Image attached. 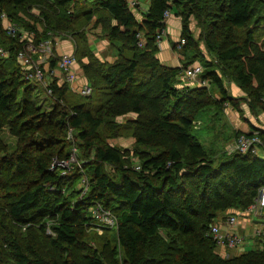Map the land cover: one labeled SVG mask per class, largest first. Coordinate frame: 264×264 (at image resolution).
Instances as JSON below:
<instances>
[{"label":"trees","instance_id":"obj_1","mask_svg":"<svg viewBox=\"0 0 264 264\" xmlns=\"http://www.w3.org/2000/svg\"><path fill=\"white\" fill-rule=\"evenodd\" d=\"M166 9L180 18L178 51H192L178 67L157 57ZM1 11L34 35L11 36L0 22V132L6 127L16 138L12 151L0 140V264H264V236L261 248L226 256L208 236L219 214L243 210L264 187V158L222 151L216 159L193 126L209 109L240 112L225 80L245 93L253 114H264V0H149L140 18L126 0H0ZM89 23L109 42L112 61L92 52ZM60 34L74 40L88 96L53 76L51 101L22 73L15 55L24 42ZM199 57L200 78L217 96L209 86L177 85ZM43 98L49 109L39 106ZM119 137L133 139L131 148L111 144ZM72 155L65 174L52 168ZM96 203L116 217L115 228L96 232Z\"/></svg>","mask_w":264,"mask_h":264},{"label":"built area","instance_id":"obj_2","mask_svg":"<svg viewBox=\"0 0 264 264\" xmlns=\"http://www.w3.org/2000/svg\"><path fill=\"white\" fill-rule=\"evenodd\" d=\"M127 4L130 8L135 10L142 9V5L139 0H127ZM171 16V10L166 9L162 13V23L165 27L159 28L155 34V40L158 43L166 35L167 20ZM0 22L3 24L4 30L11 36L19 34L21 39H24L26 35H34L33 31L26 32L20 29L14 22H12L5 12H0ZM62 35V34H60ZM56 35H54L55 37ZM52 37L39 40L37 43L32 41H26L22 45V48L16 51V59L21 64L23 70L22 73L31 84L37 85L45 91V96L53 101L55 100L52 95V88L50 81L53 76H58L62 79L63 83H66L73 91L82 95L88 96L91 93V88L88 84H83L78 90H74L72 84L75 82L77 74L75 71L76 59L74 52L70 54H61L57 56L54 54L55 42L52 41ZM144 39L143 33H137V46L142 47ZM185 44V38L178 37L174 44V50H180ZM0 54H6V51L0 48ZM55 57V67L47 71L48 60L50 57ZM44 64L47 68H44ZM202 72L200 65H191L182 69L181 76L187 82L184 86H208L206 80L200 78ZM264 124L258 129H252L249 131H238L236 137H234L224 148L227 155L233 153H250L259 155L264 153ZM70 134L68 133V138ZM74 151V149H73ZM74 159V155L65 160H54V164L60 166L65 174L70 169L69 163ZM79 165V163H78ZM135 169H139V166L135 165ZM79 188H81L80 195L84 194L87 190V179L82 174ZM90 215L94 219L95 230L100 234L103 228H115L117 221L116 217L102 205L96 203L90 208ZM255 217V220L252 218ZM242 219V220H240ZM253 225L255 228L251 236L247 239L263 240L264 236V187L259 188L256 197L253 201L243 210H231L226 211L219 219H215L214 223L210 226L208 236L212 239L217 248L224 249V253L227 250H235L244 246L246 243L247 235L239 234L248 225ZM239 230V231H238Z\"/></svg>","mask_w":264,"mask_h":264},{"label":"rangeland","instance_id":"obj_3","mask_svg":"<svg viewBox=\"0 0 264 264\" xmlns=\"http://www.w3.org/2000/svg\"><path fill=\"white\" fill-rule=\"evenodd\" d=\"M143 3L145 6H148L149 1H145ZM171 15L174 16V10H171ZM138 18H140V17H138ZM171 18L174 19V17H171ZM89 25H90V23H89ZM189 28L191 29L194 37L195 38L198 37L199 28L197 27L196 21L193 20V18L190 19ZM87 30L89 32V34H86L88 43H89L90 38H92V39L97 38V39H99L98 42H100L104 39V36L99 29L93 28L90 25V26H88ZM61 36H64V35H61ZM89 36H90V38H89ZM67 38H68V40L70 39V41L72 40L71 37L70 38L67 37ZM104 40H106V39H104ZM91 49L95 50L94 44L91 45ZM198 49L202 53L203 58L206 60H209V56L207 55L206 49H205L203 43L200 41H199ZM191 52L192 51H188L187 55H184V56L180 51L176 52V53L179 57L183 56L184 61H187V60L192 59V58L187 59L188 56L191 57ZM193 61L200 62L202 65L205 63V61L201 57L196 58ZM182 62L183 61H180V65L182 64ZM188 62H190V61H188ZM78 66H79V64H78ZM76 73H77L76 79H79L82 77V74L80 72H78L77 69H76ZM207 85L209 86V89L211 90V92L217 96L216 90L212 86H210L209 83H207ZM224 85L227 87L228 94L231 97H234V98L239 97V100L241 99L239 101L240 102V112L236 111L231 106H227L224 108V111L222 113L214 116L213 115V109H209V111L206 113V115L203 118H201V119L199 118L193 122L195 134L199 137L200 141L202 142V144L206 148L210 147L214 150V152H215L214 158H216V159L221 156V153H222V151H224L225 146L233 139V134L235 132L240 131L241 126H246L247 124H250L249 120L253 121V119L257 116H259V118L261 119V113L260 114L259 113L253 114L251 112L247 103L243 99V98H245V93H243L238 87H236L235 84L232 82V80H230V81L225 80ZM234 90L235 91L237 90V92H235ZM234 93H237V94H234ZM41 94H42V96H44L43 93H41ZM43 99H45V101L43 103H40V104L38 103L39 106H41L43 109H49L51 106V103L49 102V100L47 98H43ZM41 102H42V100H41ZM126 118H128V117H126ZM118 120H121V118H119ZM0 140L2 141L3 145L6 146L8 151H12L15 148L16 138L9 133V131L6 127L0 132ZM110 142L112 145H115V146H119V147H123V148H131L133 139L119 137L115 140H111ZM258 156L261 158H264V153H260ZM76 159L77 158L74 157V159L72 160V162L69 163V165L71 166V164L74 163L76 161ZM54 160L52 161V163L54 162ZM134 163L136 165L137 161L135 160ZM56 166H58V165L54 164V166L52 168H54ZM83 175L85 176V174H83ZM221 216L222 215L219 214L216 219H219ZM252 219L255 220V217H253ZM240 220H242V219H240ZM254 228L255 227L251 224V225L246 226V228L243 229L242 232H240L238 230L239 234L242 233V235H247L246 240H245L246 243L244 244V246L237 248L235 250H227L226 253H224V251H225L224 249L216 247V251L219 254H221L222 256H226L228 254L229 255H237V254L249 251V250L254 249V248H261L262 247L261 242L258 243L257 240H252V239L248 240L247 239L253 233ZM114 230L115 229H113L111 231V234H114V232H115Z\"/></svg>","mask_w":264,"mask_h":264},{"label":"crops","instance_id":"obj_4","mask_svg":"<svg viewBox=\"0 0 264 264\" xmlns=\"http://www.w3.org/2000/svg\"><path fill=\"white\" fill-rule=\"evenodd\" d=\"M139 1L142 5V9H140V10H135V9H132L128 6L130 8L131 12H133V14L136 17H140V12H144L147 9L148 6H145L143 2L149 1V0H139ZM126 2H127V0H126ZM171 17H174V19H172ZM166 25H167V28H166L167 33H166L165 37L162 38V40L157 43V46H158L157 57L162 62V64H164L166 66L178 67V66H180V61L184 60V58H183V56L179 57L177 55L176 52H179V51L174 50L173 44L176 42V40L179 37L178 35L180 34V29H181L180 18L171 15L169 17V19L167 20ZM87 29L88 28H86V34H89ZM97 29L100 30V28H97ZM89 38H90V36H89ZM54 40H55L54 51H55V54L57 56H60L61 54L73 53V51H74V40L73 39L70 41V39L68 40V38L65 36L56 35ZM98 40L99 39H97V38H93V39L90 38L89 39L90 47L92 44L95 45V50L91 49L92 52L100 60L112 61L114 57H113L112 53L109 52V49H108L109 42L107 40H104V39L100 42H98ZM197 64L200 65L201 69H202V64L200 62H196V61H194L189 66L197 65ZM74 67H75V71L77 69L78 72H80L82 74V77L79 79H76L75 82H73V84H72L74 90H78L83 84H85V83L87 84V81H86L85 77L83 76L82 70L78 66L77 62L75 63ZM44 68H47L46 64H44ZM59 83L60 84L63 83L61 78H59ZM186 84H187V82L184 80L183 76L180 75L179 81L177 82V85L179 87H183ZM235 92H237V90ZM234 94H237V93H234ZM249 122H250V124H247L246 126H241L240 131H249V130L261 127L264 124V114L261 113V119L259 118V116H257L253 119V121L249 120ZM227 211H231V210H227Z\"/></svg>","mask_w":264,"mask_h":264},{"label":"bare ground","instance_id":"obj_5","mask_svg":"<svg viewBox=\"0 0 264 264\" xmlns=\"http://www.w3.org/2000/svg\"><path fill=\"white\" fill-rule=\"evenodd\" d=\"M143 36H144V34H143ZM144 39V38H143ZM160 42V41H159ZM174 46V45H173ZM53 58V57H52ZM55 59V58H54ZM53 60V59H52ZM182 72V71H181ZM181 75V74H180ZM260 128V127H259ZM255 129H258V128H255ZM109 229V228H108Z\"/></svg>","mask_w":264,"mask_h":264}]
</instances>
